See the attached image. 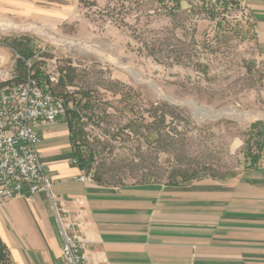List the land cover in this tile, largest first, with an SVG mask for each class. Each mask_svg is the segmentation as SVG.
Wrapping results in <instances>:
<instances>
[{"label":"rangeland","instance_id":"374dc122","mask_svg":"<svg viewBox=\"0 0 264 264\" xmlns=\"http://www.w3.org/2000/svg\"><path fill=\"white\" fill-rule=\"evenodd\" d=\"M44 28L0 25V46L20 79L22 57L55 79L94 183L224 179L258 152L264 57L246 0H79Z\"/></svg>","mask_w":264,"mask_h":264},{"label":"crops","instance_id":"0c3cea01","mask_svg":"<svg viewBox=\"0 0 264 264\" xmlns=\"http://www.w3.org/2000/svg\"><path fill=\"white\" fill-rule=\"evenodd\" d=\"M264 57V0H246ZM79 0H0V25L56 28ZM43 25V26H42ZM45 29V28H44ZM0 47V52L7 50ZM68 107L36 127L52 192L67 209H84L97 258L110 264H264V134L256 159L224 179L106 187L82 181ZM0 240L9 264H62L64 239L47 192L0 205Z\"/></svg>","mask_w":264,"mask_h":264},{"label":"built area","instance_id":"2783aa9c","mask_svg":"<svg viewBox=\"0 0 264 264\" xmlns=\"http://www.w3.org/2000/svg\"><path fill=\"white\" fill-rule=\"evenodd\" d=\"M22 58L28 74L19 80L15 60L0 52V205L22 196L25 189L30 196L47 192L64 239L62 264H110L91 250L86 211L67 209L51 190L53 181L40 159L41 136L36 127L64 117L68 104L65 98L50 92L35 74L32 61ZM74 163L79 161L75 159ZM80 178L92 181L86 174Z\"/></svg>","mask_w":264,"mask_h":264},{"label":"trees","instance_id":"16d2710c","mask_svg":"<svg viewBox=\"0 0 264 264\" xmlns=\"http://www.w3.org/2000/svg\"><path fill=\"white\" fill-rule=\"evenodd\" d=\"M25 64V63H24ZM26 66V65H25ZM34 66V65H33ZM27 67V66H26ZM20 67H18V69H19ZM20 70V69H19ZM21 73H22V71H21ZM27 74H28V68H27V72H26ZM27 74L25 75V76H27ZM38 77H41L43 80H44V78L42 77V75H40L39 73H35ZM22 76V75H21ZM66 76H64V75H62V78H61V81H62V83H64V81L66 80V78H65ZM23 79V78H22ZM22 79H20V76H19V80H22ZM44 82L46 83V85L48 86V89L50 90V92L54 95V96H56V97H62V98H65L64 96H62V95H60V94H58L55 90H54V88H53V86H52V82H53V79H51V78H46L45 80H44ZM66 99V98H65ZM68 104V103H67ZM68 107H69V105H68ZM72 108L73 107H70L69 108V110H72ZM260 134V133H259ZM75 144H76V148H77V153H76V155H77V157H78V161H79V163L81 164V166L85 169L86 168V166H87V160L84 158V157H82V154L80 153V150H78V145H77V142H76V139H75ZM249 154H251V156L253 157V160H255L256 159V155H254L253 153H249ZM190 178H192L191 180H193V179H196L197 178V176L196 175H194V176H191ZM172 184H178V183H172ZM2 260H5L6 262H8L9 261V255H8V250H7V247H6V245L0 240V261H2Z\"/></svg>","mask_w":264,"mask_h":264},{"label":"water","instance_id":"95a60500","mask_svg":"<svg viewBox=\"0 0 264 264\" xmlns=\"http://www.w3.org/2000/svg\"><path fill=\"white\" fill-rule=\"evenodd\" d=\"M201 109H202V108L197 107L196 110L199 112V111H201ZM205 115H206V116H209V117H215V116H216L215 112H213V111L211 112V111H209V110L205 113Z\"/></svg>","mask_w":264,"mask_h":264}]
</instances>
